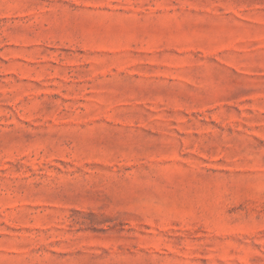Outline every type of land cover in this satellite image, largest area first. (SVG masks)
Listing matches in <instances>:
<instances>
[{
    "label": "rangeland",
    "instance_id": "374dc122",
    "mask_svg": "<svg viewBox=\"0 0 264 264\" xmlns=\"http://www.w3.org/2000/svg\"><path fill=\"white\" fill-rule=\"evenodd\" d=\"M0 264H264V0H0Z\"/></svg>",
    "mask_w": 264,
    "mask_h": 264
}]
</instances>
